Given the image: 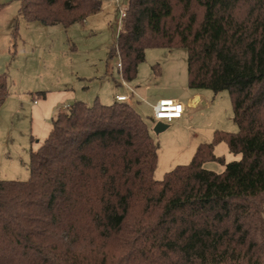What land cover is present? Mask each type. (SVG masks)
<instances>
[{
	"label": "trees",
	"instance_id": "obj_1",
	"mask_svg": "<svg viewBox=\"0 0 264 264\" xmlns=\"http://www.w3.org/2000/svg\"><path fill=\"white\" fill-rule=\"evenodd\" d=\"M102 7L20 0L13 39L20 18L68 29ZM149 49H185L189 88L228 91L238 132L216 131L157 181L158 146L131 102H74L31 152L29 179L0 180V264H264V0H129L109 57L133 82ZM9 95L4 73L0 109ZM220 143L241 158L216 173L205 164L225 163Z\"/></svg>",
	"mask_w": 264,
	"mask_h": 264
},
{
	"label": "rangeland",
	"instance_id": "obj_2",
	"mask_svg": "<svg viewBox=\"0 0 264 264\" xmlns=\"http://www.w3.org/2000/svg\"><path fill=\"white\" fill-rule=\"evenodd\" d=\"M107 1L104 0L105 10L95 26L76 24L67 34L63 33L64 37L59 36V27L46 28L36 23L46 30H56L51 31L57 34L56 38L52 37L47 43H44L47 32L40 36L32 30L33 25L21 20L22 40H18L15 47V41L9 42V36H4V32L13 26L20 0H0V74H7L9 91L13 98L20 100L18 104L0 109V180L29 179L31 152L36 151L39 140L44 142L55 115L66 110L69 104L82 101L92 105L98 99L109 105L117 95L126 92L119 86V83L122 87L124 85L117 69L118 59L109 57L110 48L117 40L119 25L116 11L106 14ZM128 3L129 0L120 1L123 6H128ZM73 45L76 47L74 50ZM156 66L158 74L154 70ZM187 68L185 49L171 52L149 49L139 67L136 83H129L134 93L136 91L131 104L149 125L158 146V165L154 174L157 181H162L177 166L189 165L197 147L211 143L216 131L238 132L229 92L215 95L210 90H204L210 96L206 98L207 107L192 111L179 122L166 124L168 128L164 132L154 131L157 124L153 119L155 103L167 96L185 95ZM43 92L46 100L40 95ZM33 98L39 106L45 102V109L48 108L40 116L33 113L36 107ZM46 128L49 129L43 134ZM215 154L225 163L214 161L206 164L205 168L216 173H223L226 164L241 158L231 153L226 143L216 145Z\"/></svg>",
	"mask_w": 264,
	"mask_h": 264
},
{
	"label": "crops",
	"instance_id": "obj_3",
	"mask_svg": "<svg viewBox=\"0 0 264 264\" xmlns=\"http://www.w3.org/2000/svg\"><path fill=\"white\" fill-rule=\"evenodd\" d=\"M102 1V3L104 4V0H101ZM120 1L121 0H108L107 2L108 3H106L107 5H106V14H109V12L112 10L113 12H115L116 11V13H118L117 12V9H116V3L117 2H119L120 3ZM128 5H129V3H128ZM0 7H2V6H0ZM19 9H20V6H19ZM19 9H18V11H17V17H16V19L18 18V15H19ZM103 10H105V6L104 7H102V10L99 12V13H97V14H95V15H93V16H91L90 18H88L87 20H86V22L83 24V26L82 25H80V26H82V27H85L84 25L86 24H89V26H91V25H96L98 22H99V19H98V17L103 13ZM15 19V20H16ZM21 20H24V19H22V18H20L19 19V32H18V37H17V39L16 40H14L13 39V26H14V24H13V26L10 28V29H8L6 32H4L5 33V35L4 36H9V42H11V41H15V47H16V43L18 42V40H22V37H21V28H20V22H21ZM15 22V21H14ZM27 22V21H26ZM88 22H90V23H88ZM27 24L28 25H33L34 27H32V30L33 31H36L37 33H39L40 34V36H44L45 35V32H47V35H45V37H44V39H45V42L44 43H47V42H49L51 39H52V37L54 38H56V36H57V34H52V32L51 31H56V30H53V29H48V30H46V28H47V26H46V28H44V27H38V25H35L36 23H28L27 22ZM78 25V24H77ZM75 26V25H74ZM57 27H59V36L61 37H64V35H63V33L64 34H67L68 33V31L70 30V29H72L73 27H70V28H68V29H65V28H63L62 26H55V28H57ZM118 35H119V33H118ZM118 35H117V37H118ZM10 48L11 47H9V50H10ZM76 47H75V45H73V49L72 50H74ZM164 50H168V49H164ZM173 50H175V49H173ZM173 50H169L170 52L171 51H173ZM146 53H147V51H146ZM16 55V54H15ZM140 67V66H139ZM188 69V68H187ZM188 72V71H187ZM159 73V72H158ZM138 74H139V71H138ZM1 75V74H0ZM111 75L113 76V74L111 73ZM137 79H138V76H137V78L133 81V82H129V83H136V81H137ZM8 85H9V83H8ZM119 86H120V88H122L124 91H126V92H124V93H121V94H126L127 93V89H126V87H122L121 86V83H119ZM135 86H137L138 87V85L136 84ZM137 87H135L136 88V90H137ZM187 91H186V93H185V95L184 96H178V97H176V96H167V97H164V98H160L156 103H155V105L159 102V101H161V100H165V99H169V100H173V101H175V102H177V103H180V104H182L183 105V107H184V112H183V115H182V117L180 118V119H178V120H176V121H181V120H183V118H185L189 113H191L192 111H194V110H197L198 108H200V107H207V105H208V101H207V97L209 96V95H207V93H205V91L204 90H193V89H190L189 88V86H188V77H187ZM59 92H61V91H59ZM9 93H10V95H9V97L7 98V100L5 101V103L3 104V106L1 107V109H5L7 106H9V104L10 105H13L14 103L15 104H18L19 102H20V100L18 99H15V98H13L12 97V93L9 91ZM44 94H40L41 95V97L43 96V98L46 100V93L45 92H43ZM135 93H136V91H135ZM135 93H134V96H133V98L131 99V103L133 102V100H134V97H135ZM121 94H119V95H121ZM216 95V94H215ZM210 97V96H209ZM14 99V100H13ZM33 103L34 104H36L35 106V108H34V111H33V113H35L36 115H39L40 116V114H42V113H44L45 112V110L47 111L48 110V108H46L45 109V106H44V104H45V102H44V104L42 105V106H39V103L35 100V98H33ZM116 101V97L114 98V102ZM113 102V103H114ZM62 103V102H61ZM64 103V102H63ZM139 105H140V102H137ZM112 104V103H111ZM21 105H23V103L21 102ZM70 105H72V103L71 104H69V106ZM133 105V107L135 108V106H134V104H132ZM154 105V106H155ZM56 107V106H55ZM51 108V107H50ZM66 108V104H64L63 105V109H65ZM136 109V108H135ZM137 110V109H136ZM137 112L140 114V112H139V110H137ZM192 114V113H191ZM141 115V114H140ZM57 115H55V117H56ZM191 116V115H190ZM55 117L53 118V119H55ZM53 119H52V122H51V125L53 126ZM45 121H47L46 119H45ZM175 122V121H174ZM46 123V122H45ZM166 124V123H165ZM52 126H51V129L49 130V132H48V135L46 136V138L49 136V134H50V132H51V130H52ZM238 127V126H237ZM49 128H46V130H44L43 131V134L48 130ZM45 137V136H44ZM46 138L44 139V141L46 140ZM37 144H38V146H37V149L36 150H38L39 148H40V146L43 144V142H41V140H39L38 142H37ZM201 145V144H200ZM199 145V146H200ZM198 146V147H199ZM198 147H197V149H198ZM197 149H196V151H197ZM210 163V162H209ZM208 164V163H207ZM205 167H206V164H205Z\"/></svg>",
	"mask_w": 264,
	"mask_h": 264
},
{
	"label": "built area",
	"instance_id": "obj_4",
	"mask_svg": "<svg viewBox=\"0 0 264 264\" xmlns=\"http://www.w3.org/2000/svg\"><path fill=\"white\" fill-rule=\"evenodd\" d=\"M116 9L118 12L117 23L119 25V32L121 29L122 22L127 16L128 6H123L119 2L116 3ZM117 69L122 78V83L127 89L126 94H121L116 96V101L118 102H130L134 96V90L129 85L122 75V63L118 60ZM184 107L182 104L177 103L173 100L165 99L159 101L153 108V119L158 122H163L166 124H171L174 121L180 119L183 115Z\"/></svg>",
	"mask_w": 264,
	"mask_h": 264
},
{
	"label": "water",
	"instance_id": "obj_5",
	"mask_svg": "<svg viewBox=\"0 0 264 264\" xmlns=\"http://www.w3.org/2000/svg\"><path fill=\"white\" fill-rule=\"evenodd\" d=\"M73 104V103H72ZM168 128V125H166L165 123L163 122H158L156 124V126L154 127V131L156 133H161V132H164L166 129Z\"/></svg>",
	"mask_w": 264,
	"mask_h": 264
}]
</instances>
